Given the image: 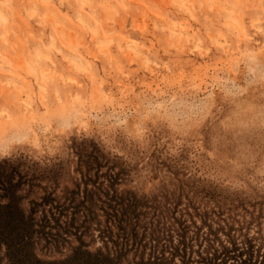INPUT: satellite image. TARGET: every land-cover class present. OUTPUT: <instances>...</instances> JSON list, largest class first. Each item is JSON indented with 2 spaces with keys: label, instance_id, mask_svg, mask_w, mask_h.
I'll use <instances>...</instances> for the list:
<instances>
[{
  "label": "rangeland",
  "instance_id": "1",
  "mask_svg": "<svg viewBox=\"0 0 264 264\" xmlns=\"http://www.w3.org/2000/svg\"><path fill=\"white\" fill-rule=\"evenodd\" d=\"M5 159L47 178V260L264 242V0H0Z\"/></svg>",
  "mask_w": 264,
  "mask_h": 264
},
{
  "label": "trees",
  "instance_id": "2",
  "mask_svg": "<svg viewBox=\"0 0 264 264\" xmlns=\"http://www.w3.org/2000/svg\"><path fill=\"white\" fill-rule=\"evenodd\" d=\"M36 171L31 166L25 168L20 161L0 160V264H121L125 255L122 253L124 243L123 247L113 248L116 251L86 253L87 258L84 252L76 255V247L60 260H47L39 254V250L43 249L42 241L47 240V224L43 220L50 211L47 210L50 200L42 186L47 178ZM51 178L57 183L58 176ZM34 189H40L37 190L38 196L33 197L36 195ZM113 226L121 227L124 232L134 227L130 222ZM178 235L183 246L178 244L171 250L174 262L179 259L180 264H264V242L254 243V237L249 235L240 233L243 236L240 241L239 237H230L229 234L227 239H220L218 236H203L199 231L195 232L191 241H186V232H179ZM126 237L129 236L124 235V239ZM201 237L203 240L200 242ZM195 243L198 249L203 250H195ZM166 248L163 246V254L158 256L159 264H167Z\"/></svg>",
  "mask_w": 264,
  "mask_h": 264
},
{
  "label": "snow or ice",
  "instance_id": "3",
  "mask_svg": "<svg viewBox=\"0 0 264 264\" xmlns=\"http://www.w3.org/2000/svg\"><path fill=\"white\" fill-rule=\"evenodd\" d=\"M81 148H82V149H86V144H82V145H81ZM165 195H167V193H165Z\"/></svg>",
  "mask_w": 264,
  "mask_h": 264
},
{
  "label": "bare ground",
  "instance_id": "4",
  "mask_svg": "<svg viewBox=\"0 0 264 264\" xmlns=\"http://www.w3.org/2000/svg\"><path fill=\"white\" fill-rule=\"evenodd\" d=\"M193 13V12H192ZM174 31V30H173Z\"/></svg>",
  "mask_w": 264,
  "mask_h": 264
}]
</instances>
